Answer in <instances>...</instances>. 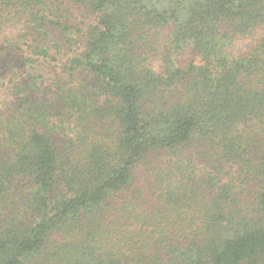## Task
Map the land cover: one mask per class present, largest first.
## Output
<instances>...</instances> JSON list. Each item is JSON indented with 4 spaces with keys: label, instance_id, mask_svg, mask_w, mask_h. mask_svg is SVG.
<instances>
[{
    "label": "trees",
    "instance_id": "trees-1",
    "mask_svg": "<svg viewBox=\"0 0 264 264\" xmlns=\"http://www.w3.org/2000/svg\"><path fill=\"white\" fill-rule=\"evenodd\" d=\"M10 23L84 51L48 83L0 43V264H264V38L226 52L264 0H0Z\"/></svg>",
    "mask_w": 264,
    "mask_h": 264
},
{
    "label": "rangeland",
    "instance_id": "rangeland-1",
    "mask_svg": "<svg viewBox=\"0 0 264 264\" xmlns=\"http://www.w3.org/2000/svg\"><path fill=\"white\" fill-rule=\"evenodd\" d=\"M66 8L68 12L65 14L72 20V24L76 27V34L80 41H82L83 33L82 30H85L86 27L94 25L95 17H92L80 7L74 5H67ZM171 28L162 29L158 34L159 38H162L160 41H163V38H166L170 33ZM27 36V31L22 27V24L19 23H10L7 24L2 29V34L0 35V43L11 41V51L12 58L19 55L20 58L25 59L28 56H31L30 53H25L28 49V46L35 45L32 42V39ZM264 38V27L259 26L249 37H236L233 42L226 48V52L231 58H244L253 52L254 49L259 47V44ZM57 41V40H56ZM4 45H7L5 43ZM188 49V48H187ZM184 49L179 53L175 58L179 65L185 66L193 61L190 50ZM62 50L56 52L55 50L49 51L48 57H38L31 56L30 62L25 64L27 72L33 76H40L45 79L48 83H52L58 78H66L67 72L65 69L66 62L71 56H77L84 51V45H76L72 50ZM148 62L150 63L152 69L156 73L163 72V57H162V48L156 47L154 51L148 53ZM196 60L194 61V63ZM4 93L0 91V102L3 100ZM203 167L200 165L199 168Z\"/></svg>",
    "mask_w": 264,
    "mask_h": 264
}]
</instances>
